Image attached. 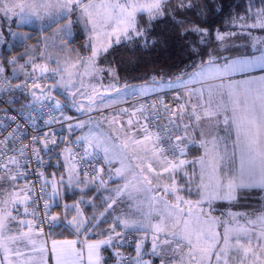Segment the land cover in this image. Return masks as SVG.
Masks as SVG:
<instances>
[{
	"label": "snow or ice",
	"instance_id": "snow-or-ice-1",
	"mask_svg": "<svg viewBox=\"0 0 264 264\" xmlns=\"http://www.w3.org/2000/svg\"><path fill=\"white\" fill-rule=\"evenodd\" d=\"M192 7H196L193 0H0L4 17H15L18 24L40 22L43 30L52 29V36L43 38L44 50L39 52L42 62L30 54L36 51L34 45L25 49L28 60L19 65L25 71L24 87L37 100L51 99L52 89L62 88L71 106L82 113L110 108L117 102H106L97 85L85 83L86 77L102 79L107 72L113 80L104 88L107 97L115 92L118 98L124 91L117 87L116 70L98 64L113 44L143 40L147 45L153 21L171 16L182 25L184 21L177 18L178 14ZM142 17H146L147 26H142ZM232 20L242 22V29H264V0L258 7L249 0L244 14ZM76 23L83 24L88 33L84 50L90 55L68 47ZM191 31L200 34V43L209 35L207 28L199 26ZM30 38L28 34L21 37ZM216 39L223 40L224 36L217 32ZM256 44L264 46V37H253V46ZM193 51L199 54L197 49ZM208 55V60L186 66L167 82L168 87L183 89V103L169 107L158 101L161 107L140 105L131 113L123 108L107 115L101 111L98 119L69 123L70 133L74 127L87 124L89 128L75 141L69 139L72 146L58 154L64 160L59 179L56 172L50 178L46 174L59 143L54 135L33 137L31 152L29 145L7 147L0 141V264H107L102 254L105 248L116 249L117 264H121L125 258L118 244L125 239L126 229L143 230L145 236L151 233V254L159 258V264H264V75L208 83L221 75L255 66L264 68V53L251 60L231 61L222 69L214 64L212 53ZM16 60L12 57L8 63ZM4 73L0 63V88L7 82ZM50 78V87L40 83ZM150 90L155 89L144 87L140 92ZM78 97L86 99L87 105ZM55 107H60L59 101ZM125 114L127 121L123 119ZM193 149L200 155L189 158ZM116 163L119 167L114 168ZM30 175L35 179L29 180ZM114 178L123 184L108 189V182ZM93 187L94 196L101 190L108 194L100 199L103 211L86 216L82 204L96 207L92 198L85 200L86 190ZM73 188L79 189V199L64 204L63 215H51L57 198L63 199L65 190ZM253 190L260 195L256 197L259 204L251 211H229L223 220L212 215L214 201L224 200L231 205L239 202L242 193ZM193 192L195 200L190 198ZM122 197L131 203L128 211L117 213ZM39 201H43L42 214L38 211ZM69 213H74L71 219ZM134 215L140 218L133 219ZM102 217L111 218L107 229L100 227L107 223ZM45 224L49 229L65 227L77 238L52 239L49 247L51 233H45ZM96 229V235L104 238L88 240V234ZM82 231L84 240L79 239ZM144 243V239L136 241V255L126 258L131 264H150L142 259Z\"/></svg>",
	"mask_w": 264,
	"mask_h": 264
},
{
	"label": "trees",
	"instance_id": "trees-1",
	"mask_svg": "<svg viewBox=\"0 0 264 264\" xmlns=\"http://www.w3.org/2000/svg\"><path fill=\"white\" fill-rule=\"evenodd\" d=\"M253 2L257 7L260 4V0H253ZM193 3L196 7L178 14L177 18L184 21L182 25L174 22L171 16L153 21L152 26L148 29L147 45L143 43V40L136 44L121 43L102 55L103 59L115 66L126 85L172 81L181 73V70L186 69V66L193 63L198 64L201 60H208L209 52L215 47L218 48L217 32H226L241 27L239 25L242 22L233 23L232 17L243 15L249 0H193ZM145 21V18L142 17V26H147ZM194 26L208 29L209 35L205 37L204 43H200V34L191 31ZM262 47L260 44L257 49L235 48L227 54H218L213 59L215 62L234 56L247 55L259 51ZM194 48L198 50L199 54L193 51ZM187 71H192L191 67H187ZM153 77H155V81H153ZM56 96L64 102L62 96L59 94ZM67 107L74 115L78 112L69 105ZM194 152L196 149H193L191 154ZM60 164L61 162L50 167L46 174L50 170L59 169ZM259 195L258 190L242 193L238 197L239 202L233 203V206L251 211L253 206L259 204V200L256 199ZM49 232L54 237L73 236L71 230L60 226L48 229L47 233ZM132 235L128 233L125 238L133 237ZM118 245L121 248V243Z\"/></svg>",
	"mask_w": 264,
	"mask_h": 264
},
{
	"label": "rangeland",
	"instance_id": "rangeland-1",
	"mask_svg": "<svg viewBox=\"0 0 264 264\" xmlns=\"http://www.w3.org/2000/svg\"><path fill=\"white\" fill-rule=\"evenodd\" d=\"M86 2V0H85ZM146 20V17H144ZM76 19V15H73V20ZM146 23V21L144 22ZM240 26V25H239ZM13 33L16 35L14 36ZM249 33L251 35H249ZM24 34H28L31 38L27 40H22L21 37L24 36ZM224 36L223 40H217L218 42V48L215 47L212 49L211 53L212 56H218V54H227L231 49L235 48H255L259 46L260 44H256L255 47L253 46V37H264V29H242L241 27L236 28L234 30H229L226 32H220ZM52 36V29H48L47 31L43 30L42 25L40 22H33L31 24H18L16 22V18L13 17L11 20L7 17H4L2 13H0V39H2L4 42L3 44V50L6 52V61L5 65L7 66L8 74L14 78H24L25 77V71L21 70L19 68V65L25 64L28 60V55H25V49L29 48V46H35L36 51L31 52L30 54L33 56H36L37 62H42L39 52L41 50H44V43L43 38L44 37H51ZM88 33L85 31V28L83 24L76 23L72 29V35L68 38L70 43L68 44V47L70 49H76L80 52L81 55L87 56L90 55V51L84 50V43L87 39ZM59 43V41H57ZM117 44H113L115 46ZM45 55H47V52H45ZM73 58H75V53H72ZM104 55V54H103ZM12 57H16V63H8L9 60H11ZM240 60H248L247 56H242L239 58ZM98 64L100 67L108 68L112 67L116 70V74L118 76V84L117 87L124 89V91L120 94V96L117 98V94L115 92L111 93V98L107 97V95L104 93V88L107 87L110 83L113 82L112 77L109 76L107 72L103 73V78H97L95 80H89L87 77L85 78V83H91L97 85L100 94L105 95L106 102H111V99H117V102L112 104V107L101 109L100 111H93L89 113H82V112H76V116L78 119L73 122L75 123L79 120H88L89 117H92L93 120L98 119L101 115V111L107 115L110 112L118 111L119 109H128V105L125 104V102L129 98H135L143 95L140 92V89L147 87L149 89L159 88L164 86L163 84H167L166 81L161 82H154V83H142V84H130L128 85V88L125 89V80L121 78L119 72L115 68L112 63H110L108 60H104L101 56L98 60ZM52 67H55V64H51ZM27 69L30 71V65L26 66ZM15 69V72L13 71ZM152 91V90H150ZM148 91V92H150ZM54 95L59 94L64 98V102L69 105L71 108H74L71 106V100L68 96V93L65 92L62 88H55L53 91ZM145 94V93H144ZM78 99L81 100L85 105H87L88 101L82 97H78ZM59 102H62L61 100H57ZM99 106V102H98ZM76 109V108H75ZM123 119L127 121L128 116L125 114L123 116ZM107 125H104V128L107 129ZM75 128V127H74ZM89 126L86 124L83 128H77L75 137L81 136L85 133H87ZM64 163V161H63ZM113 167H119V164L116 163L113 165ZM65 180H67V177L65 176ZM122 181V180H121ZM24 181H20V184H23ZM119 182V181H118ZM123 181L120 183L114 184L115 186H111V189L116 188L118 185H122ZM114 194V193H113ZM191 199L195 200L197 199V196L195 192L192 193ZM121 200L123 201L121 204H119L116 207V212L119 213L121 210L128 211V205L131 203L127 199V197H122ZM213 208L214 211L212 215L221 217V219H227L229 211L231 212H246L243 209H238L233 206V204H229L227 201L224 200H217L213 202ZM134 211V210H133ZM22 212V209H21ZM30 218V217H27ZM26 218V219H27ZM133 219H139L140 217L138 215H134L132 217ZM121 229L118 228L117 231H120ZM127 230H131V233H133V239H134V253L133 257L136 255L135 249H136V241L140 239H144L145 243L142 248V259L145 261H149L150 264H159V258L156 256H153L151 254V243H152V236L149 232L147 236H145V233L143 230H133V229H126L124 230L125 233ZM219 231H223V228L220 227L218 229ZM49 240V238H48ZM51 240L48 241L49 247H50ZM121 243V241H120ZM119 243V244H120Z\"/></svg>",
	"mask_w": 264,
	"mask_h": 264
},
{
	"label": "built area",
	"instance_id": "built-area-1",
	"mask_svg": "<svg viewBox=\"0 0 264 264\" xmlns=\"http://www.w3.org/2000/svg\"><path fill=\"white\" fill-rule=\"evenodd\" d=\"M6 52L3 50V44L0 43V63H3L5 67L4 77L7 78V82L3 88H0V141H4L7 147L15 145L20 147L21 145H29V152H31L32 138L43 137L45 133L49 134V137L55 136L58 138L59 143L55 146V151L51 156L50 163L52 166L58 165L63 156L58 154L66 146H72L69 144V139L75 141L76 128L70 133L68 124L75 122L78 117L72 114L64 102H60V107H55L57 100H60L58 96H51V99H39L33 97L31 91L24 87V78H14L8 74L6 61ZM30 84L31 81L29 80ZM40 83L50 87L52 78L47 81H40ZM21 85L16 88L15 85ZM11 85V86H9ZM37 90V95H39ZM141 105L147 106L151 109V105L158 104V101H163L164 104L169 107L174 106L177 103H183V89L181 88H170L163 91L155 92L149 95L138 98ZM164 115H167L166 113ZM71 116V121L67 120L66 117ZM68 138V139H65ZM50 147H53L50 145ZM74 151L78 149L74 148ZM45 159H49L46 153H42ZM35 169L36 165H32ZM29 180H34V176H29ZM39 189L37 188V192ZM38 211L42 214L43 201H39ZM51 214V209H50ZM41 219L43 217L41 216ZM48 225H44V231L48 232ZM121 253L125 259L121 260V264H131L127 257L133 256L134 253V242L131 236H127L121 242Z\"/></svg>",
	"mask_w": 264,
	"mask_h": 264
},
{
	"label": "crops",
	"instance_id": "crops-1",
	"mask_svg": "<svg viewBox=\"0 0 264 264\" xmlns=\"http://www.w3.org/2000/svg\"><path fill=\"white\" fill-rule=\"evenodd\" d=\"M253 49H257V47H255ZM262 53H264V46L259 51L255 52V53H251V54H247V55L234 56V57L228 58L226 60H222V61H215L214 64L219 66L222 69L226 63H229V62L235 61V60H240L239 58H241L242 56H247L248 60H251L254 57L260 56ZM261 75H264V68H260L258 66H255V67L249 68L247 71H244V72L237 71V72L230 73L228 75L218 76L216 79L208 81V83L219 84L222 80L225 81V82H227L228 80L242 81V80H245V79H247L249 77H259ZM163 85L164 86L159 87V88H154L155 90L147 92V93H145V94H143V95H141L139 97L129 98L125 102V104H127L129 106L128 107V112L131 113V111H133L134 109L140 107L141 104L138 101V98H140L142 96L149 95V94H152V93H155V92H159V91H163V90L170 89V88H178V87H168L166 83L163 84ZM196 86L199 87V85H196ZM141 122H143V121H141ZM221 128H223V125H221ZM221 134L223 135L224 133L221 132ZM198 155H200V151L196 150V152L191 154L189 156V158H192V157L198 156ZM63 161L64 160H63V157H62L59 169L50 170L49 172H47V175H49V178L51 177V173L56 172L57 173V179H59V174L61 172H63V167H62L63 166ZM105 179H107V176H105ZM120 182H122V181L119 178H114L113 180H110L108 182L107 187H108V189H111V186H115L114 184L120 183ZM49 191H50V189H49ZM86 192H87V195L85 196V200H88V199L92 198L94 200V203H95L96 207L94 208L92 205L82 204V209L84 210L85 215L86 216H92L93 214L99 215V212L103 211V207H104L101 204L100 199H101V197L103 195H107L108 193L105 192L104 190H101V192L95 193V196H94L93 195L94 192H95V188L94 187L90 188V189H87ZM79 197H80V192H79L78 188H73L71 191L65 190L63 199L57 198L56 203H54L52 205L51 215H55L57 213L63 215L64 214L63 205L66 204V203L67 204H72L75 200L79 199ZM72 214H74V213H69L68 214V218L69 219H71ZM104 219H107V223H102L100 225V227L104 228V229H107L108 225L111 224L112 221H111L110 217H102L101 218V220H104ZM98 231H99V229H96L94 232L89 233L88 236H87V239L91 241V240L104 238L102 236L96 235V232H98ZM128 233L130 234L131 230L130 231L127 230L125 235L128 234ZM131 234H133V233H131ZM76 238H77L76 234L73 232V236H71V237H54L52 235V236L49 237V240H52V239H56V240H72V239H76ZM79 239L80 240H84L85 239L83 231L81 232ZM50 246H51V242H50ZM118 250L121 252V248H119V245H118ZM115 251H116V249H112V248H105V249L102 250V254L105 257V260L107 261V264H117V258L115 256Z\"/></svg>",
	"mask_w": 264,
	"mask_h": 264
},
{
	"label": "water",
	"instance_id": "water-1",
	"mask_svg": "<svg viewBox=\"0 0 264 264\" xmlns=\"http://www.w3.org/2000/svg\"><path fill=\"white\" fill-rule=\"evenodd\" d=\"M50 86H51V84H50ZM53 91H54V89H52V91H51V96H55Z\"/></svg>",
	"mask_w": 264,
	"mask_h": 264
}]
</instances>
